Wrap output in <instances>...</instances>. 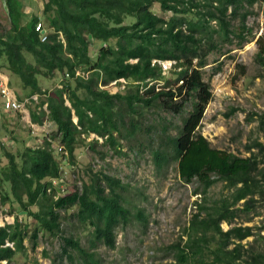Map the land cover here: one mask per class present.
Wrapping results in <instances>:
<instances>
[{"label": "trees", "instance_id": "obj_1", "mask_svg": "<svg viewBox=\"0 0 264 264\" xmlns=\"http://www.w3.org/2000/svg\"><path fill=\"white\" fill-rule=\"evenodd\" d=\"M3 1L8 20L0 22V70L18 100L28 97L30 120H49L53 131L36 144L22 138L15 150L0 144L7 158L1 168L0 204L12 197L9 211L14 202L24 210L0 225V261L24 251L25 238L35 248L38 237L48 233L61 238L54 261L67 257L70 264H101L92 248L99 242L114 247L118 225L132 216L144 225L147 216L143 208L132 211L125 204L120 178L102 171L80 184L57 187L53 178L62 175V163L53 151V138L65 147L68 159L82 133L103 136L116 149L113 132L137 125L138 103L177 113L190 101L176 133L166 135L164 147L154 148L155 162L160 166L175 160L179 177L196 183L195 193L205 194L219 180L227 191L209 204L203 195L184 227L183 243L180 239L170 245L171 264H264V143L254 139L246 145L249 154L240 155L212 145L198 129L212 96L201 69L211 51L231 50L222 49L224 43L236 39L241 46L249 40L252 28L246 18L257 0H43L41 14L27 20H22L20 0ZM154 2L170 14L154 10ZM39 19L48 29L46 40L34 28ZM255 43L254 60L264 66V26ZM162 59L174 60L179 69L174 71L176 83L166 78L165 86L156 88L151 81L165 78ZM219 68L220 63L215 70ZM55 72L58 82L42 87L39 76ZM120 78L126 81L123 91L105 87ZM4 181L10 183L11 197L3 190ZM73 215L88 229L87 246L79 235L65 234L63 219ZM256 216L260 224L247 223ZM222 222L229 226L223 228ZM248 236L251 240L242 242Z\"/></svg>", "mask_w": 264, "mask_h": 264}, {"label": "rangeland", "instance_id": "obj_2", "mask_svg": "<svg viewBox=\"0 0 264 264\" xmlns=\"http://www.w3.org/2000/svg\"><path fill=\"white\" fill-rule=\"evenodd\" d=\"M42 2L43 0H20L22 20H27L34 13L41 14ZM152 8L162 15L170 14V11L162 10L158 2H154ZM7 20L5 3L0 0V22L6 23ZM246 23L252 28L248 41L239 46L234 39L232 43H224L222 47H230L229 52L220 54L218 51H211L207 56V63L201 70L202 77L210 81L212 96L205 105L198 126L212 145L240 155L249 154L246 145L254 139L264 143V66L254 60L255 39L264 26V0H257L252 5V12L247 15ZM92 42L90 39V44H93L90 52L94 56L96 48ZM173 62L174 60L166 62L164 68L160 63L165 78L151 81L155 82L156 88L164 87L166 78H169L172 84L176 83L177 74L174 71L178 70L179 66H175ZM219 63L220 68L215 70ZM15 77L18 80L16 75ZM59 78V73L55 72L51 77L39 76V83L42 87L51 88ZM125 82L124 78H120L119 83L111 81L105 87L110 91H123L126 88ZM66 102L68 103L67 100ZM138 106V112L134 113L137 125L130 128L125 124L120 133L113 132L117 140L116 149L105 142L103 136L94 132L82 133V139L77 140L74 147L73 158L68 159V155L64 158L63 153L57 149L58 138L52 140L53 151L62 163V175L53 178L57 187L64 188L74 182L80 184L82 180H89L92 172L102 171L120 178L125 184L121 191L125 204L130 206L132 211L136 207L143 208L147 216L144 225L134 216L130 217L126 224L118 225L114 247L99 242L92 248L99 256L101 264H171L174 249L170 245L180 239L183 243L184 227L193 212L198 210L197 203L203 202V195L206 196V204H209L227 191L224 183L219 180L212 184L205 194L195 193L193 188L196 183H186L179 177L175 160L170 159L160 166L155 162L154 148L164 147L166 135L176 133L182 117L191 109L190 101L177 113L164 110L157 104L146 106L138 103ZM26 111H23V108L17 109L14 116L9 117L5 110H1L0 144L6 148L15 150L23 137L29 139L28 143H40L43 133L53 131L49 120H44L41 124L32 122ZM73 119H76L74 115ZM164 124L166 128L163 131ZM131 129L133 131L130 132ZM94 138L97 141L90 147L89 142ZM2 151L0 146V175L1 168L7 161ZM3 190L10 194L8 181L3 182ZM11 202L12 197L0 204V225L12 221L16 214L18 217L24 214V210L18 207L16 202L10 212ZM30 207L35 208L34 205ZM259 218L260 216H256L247 223L258 225ZM63 224L65 234L73 232L79 235L81 244L87 246L88 229L81 228L76 216L63 219ZM228 226L229 224L222 222L223 228ZM251 238L252 236H248L242 242ZM30 243L29 238H25L24 251L16 252L7 262H0L70 264L67 257L56 261L52 259L54 252L61 248L59 235H40L35 248H31Z\"/></svg>", "mask_w": 264, "mask_h": 264}, {"label": "built area", "instance_id": "obj_3", "mask_svg": "<svg viewBox=\"0 0 264 264\" xmlns=\"http://www.w3.org/2000/svg\"><path fill=\"white\" fill-rule=\"evenodd\" d=\"M34 28L36 31L39 32L40 39L46 40L48 29L41 19L36 21ZM168 61L170 60H159V62L162 63L163 68L166 66L167 64L166 62ZM76 72L78 73L79 71H76ZM114 82L115 81H113V83ZM31 97L36 98L37 95L33 94L31 95ZM26 100H28V97H26L24 100L17 99L14 90L8 84V76L0 70V106L1 108L11 113L15 112L17 109L20 110L21 108H23L24 110L26 106L25 104ZM44 107H46L45 104H44ZM57 149L58 151L64 152V154L65 153L67 154V150L62 144H58ZM60 179L62 180L61 177Z\"/></svg>", "mask_w": 264, "mask_h": 264}, {"label": "crops", "instance_id": "obj_4", "mask_svg": "<svg viewBox=\"0 0 264 264\" xmlns=\"http://www.w3.org/2000/svg\"><path fill=\"white\" fill-rule=\"evenodd\" d=\"M26 110H27V109H26ZM27 111H28V110H27ZM14 113H15V112H12V113H11V112H8V111H7L6 115H8V116L10 117V116H14ZM28 115H29V113H28ZM43 134H44V133H43ZM23 138H24L25 140H27V139H26L27 137H23ZM11 139H13V138H11ZM13 140H14V139H13ZM28 140H29V139H28ZM28 140H27V142H28ZM6 143H7V141H6Z\"/></svg>", "mask_w": 264, "mask_h": 264}, {"label": "clouds", "instance_id": "obj_5", "mask_svg": "<svg viewBox=\"0 0 264 264\" xmlns=\"http://www.w3.org/2000/svg\"><path fill=\"white\" fill-rule=\"evenodd\" d=\"M3 72V71H2ZM5 73V72H4ZM6 74V73H5ZM7 75V74H6ZM8 76V75H7ZM34 94H36V93H34ZM31 95H33V94H31ZM37 95V94H36ZM33 98V97H32ZM37 98V97H36ZM36 98H33V99H36ZM44 105V104H43ZM46 105V104H45ZM45 108V107H44ZM26 110V106H25V109L23 110V111H25ZM28 110V109H27ZM27 113H29V111H26ZM76 118V117H75ZM76 120V119H75ZM58 144H60V143H58ZM63 154H64V152H62ZM65 155V154H64ZM67 155V154H66ZM65 155V156H66Z\"/></svg>", "mask_w": 264, "mask_h": 264}]
</instances>
